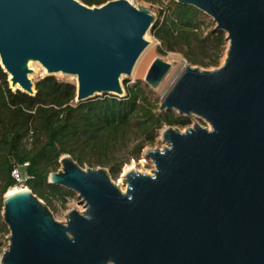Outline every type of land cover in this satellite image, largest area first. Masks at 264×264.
<instances>
[{
  "label": "water",
  "instance_id": "1",
  "mask_svg": "<svg viewBox=\"0 0 264 264\" xmlns=\"http://www.w3.org/2000/svg\"><path fill=\"white\" fill-rule=\"evenodd\" d=\"M177 3L210 16L229 46L217 69L186 64L159 112L209 127L166 126L165 146L146 154L152 174L128 172L125 192L106 168L63 155L49 183L77 193L84 211L59 222L29 188L7 193L0 264H264V0ZM155 24L142 0H0V66L11 90L32 97L30 63L38 62L47 77H77V105L123 98L122 77ZM171 69L155 59L147 85L159 88Z\"/></svg>",
  "mask_w": 264,
  "mask_h": 264
},
{
  "label": "trees",
  "instance_id": "2",
  "mask_svg": "<svg viewBox=\"0 0 264 264\" xmlns=\"http://www.w3.org/2000/svg\"><path fill=\"white\" fill-rule=\"evenodd\" d=\"M87 6H101L112 0H80ZM159 3L161 0H142ZM163 22H156L152 35L160 42L159 52L182 53L197 64L194 45L212 50L213 64L224 51V32L203 35V12L189 5L170 1ZM32 97L8 84L0 66V232L8 228L2 221L4 196L22 187L12 177L17 166L28 164L23 172L26 186L50 208L66 202L73 195L49 183V176L59 170L60 158L70 155L81 167L110 168L116 176L131 159L138 158L146 147L154 146L166 126L185 127L187 117L173 112L160 113V99L140 82L129 86L126 96H114L75 104L76 88L55 77H46L36 84ZM4 247L0 240V253Z\"/></svg>",
  "mask_w": 264,
  "mask_h": 264
},
{
  "label": "rangeland",
  "instance_id": "3",
  "mask_svg": "<svg viewBox=\"0 0 264 264\" xmlns=\"http://www.w3.org/2000/svg\"><path fill=\"white\" fill-rule=\"evenodd\" d=\"M170 1H172V0H161V2L155 3V4L147 3L144 1L143 2L150 8L152 13L156 16V22H158V21L163 22L164 17L166 15L165 10L167 9V6L170 3ZM200 20L203 23V25L201 27L202 30L204 31L203 35H202L203 37L206 36L208 33L214 32V30L216 28V24L214 23L213 19L210 16L203 13ZM224 34H225V39H226L227 34L226 33H224ZM149 36H150V38L148 39V41H150V39H151L152 42L155 44V47H156L155 48L156 49L155 50V57H154L153 61L155 59H162L163 61L171 64L172 69L170 70L168 75L165 77V79L163 80V82L161 83L159 88H157V89H153L149 85H147L145 78H146L148 72L144 78L142 77V78L134 79L132 77H124L123 78V87H124V90L126 91L129 86H133L136 83L140 82L143 86H147L151 90L150 94L153 98L160 99V104H161L162 99H163V93H164L165 89L167 88V86L169 85L171 77L174 78L176 76L175 74L182 72L179 70L180 69L179 65H177V63L170 58L171 56H180L181 57V61H180L181 63L189 64V65H192L193 67H198V68L203 69V70H213V69H217L220 66H222V64L225 61L226 52H227L228 46H229V43L226 41V44L224 46V51L218 60V64L215 65V64H213V57H212L213 51L211 49L208 51L204 50V45H202L201 43H198V44L194 45V48H193V50H194L193 52L196 53V55H197V61L198 62H197V64H192L187 60V58L182 53L169 52L167 54H161L159 52L160 42L152 35V33H149ZM153 61H152V63H153ZM149 69H150V67H149ZM149 69H148V71H149ZM3 72H4V70H3ZM46 77H47L46 74L39 73L32 80L36 85L40 80H42ZM9 78H10L9 75H7V81H8L9 87H11V83L9 82ZM55 78L61 82H67V83H72V84L74 83V81L71 77L55 76ZM12 91L14 93L17 92L16 90H12ZM110 96H112V95H110ZM110 96L100 95V96H96L95 98H93L91 100L101 99V98L110 97ZM116 98L121 99L122 97H116ZM173 113H175V115L179 116L176 112H173ZM188 119L190 120L189 125H187L185 127L174 126V128H177V129L184 131L187 127L193 126L195 122L200 123L204 127H209V125L204 120L199 119L196 116H193L192 118H188ZM162 131H163V129H162ZM162 131L160 132V135L157 138L154 146L146 147L138 158L131 159L129 162H127L122 167L119 174H117L116 176L111 175L114 183L116 185H118L122 191H125L127 188V184L125 182V177H124V174H125L124 172H126L130 167H133V170L136 172H140V173H144V174H152V171L154 170V163L152 162L151 159H149L146 156V154H147V151H149L151 149H155V148L162 149L165 146V143L161 139ZM61 168H62V166H60L59 170H61ZM96 168H98V167H96ZM106 169L108 171H110V168H106ZM27 188H29V187H27ZM81 201L82 200L79 197V195L77 193H74L73 195L66 197V202L54 203V207H52L50 209L52 210L54 217L56 218L57 221L65 222L66 221V214L69 210L76 209L80 212L84 211V203ZM79 202H81V203L79 204ZM2 221H3V216H2ZM8 231H9V229H8ZM9 235H10V231L7 233L0 232V240L4 244L2 252L7 248L8 244H9V241H8ZM2 252L0 253V257H1Z\"/></svg>",
  "mask_w": 264,
  "mask_h": 264
},
{
  "label": "bare ground",
  "instance_id": "4",
  "mask_svg": "<svg viewBox=\"0 0 264 264\" xmlns=\"http://www.w3.org/2000/svg\"><path fill=\"white\" fill-rule=\"evenodd\" d=\"M132 2H134L135 0H131ZM150 36L148 35L147 36V39H149ZM155 44L152 42V40L150 39L149 41V45L147 46V48L144 50V52L142 53V55L140 56V58L138 59L135 67H134V70H133V73L130 77L136 79V78H144L148 72V69L149 67L151 66L152 64V61L155 57ZM173 61H175L177 63V65H179L180 67V71H183L186 64L185 63H181V57L180 56H171L170 57ZM30 68L33 70V73L30 75V78L33 79L35 78L39 73L41 74H47L46 72V69L38 62H31L30 63ZM182 73V72H180ZM175 74L174 78L171 77V80L169 82V85L167 86V88L165 89L164 93H163V98L166 97V95L168 94V92L171 90V88L174 86V84L176 83L178 77L180 76L179 74ZM173 75V74H172ZM56 76H59V77H65L66 75L62 74V73H59L57 74ZM67 77H71L74 81V83L77 82V77L75 76H67ZM126 77V76H123L122 79ZM71 80V79H70ZM17 88H19V86H17ZM130 171H134L133 170V167H130L126 172H124V177H125V180H126V174ZM126 182V181H125ZM26 189L23 188V189H20V190H17V191H14V192H9V194H14V193H17V192H21V191H25ZM125 192V191H123Z\"/></svg>",
  "mask_w": 264,
  "mask_h": 264
},
{
  "label": "built area",
  "instance_id": "5",
  "mask_svg": "<svg viewBox=\"0 0 264 264\" xmlns=\"http://www.w3.org/2000/svg\"><path fill=\"white\" fill-rule=\"evenodd\" d=\"M27 166H28V164L26 163L23 166L15 167L12 171V177L17 181V187L19 186V187L28 189L26 186V181H27L28 177L23 172V169Z\"/></svg>",
  "mask_w": 264,
  "mask_h": 264
}]
</instances>
